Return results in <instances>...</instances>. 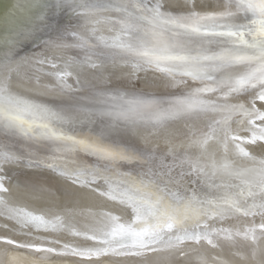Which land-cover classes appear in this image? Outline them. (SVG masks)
Returning <instances> with one entry per match:
<instances>
[{
	"label": "snow or ice",
	"instance_id": "obj_1",
	"mask_svg": "<svg viewBox=\"0 0 264 264\" xmlns=\"http://www.w3.org/2000/svg\"><path fill=\"white\" fill-rule=\"evenodd\" d=\"M37 7L34 26L12 34L0 56V131L20 133L31 142L27 154L2 146L0 214L22 228L60 227L15 207L6 176L12 167L59 169L51 179L63 197H107L121 213L97 216L89 229L93 234H85L91 246H63L89 264L94 256L155 254L202 239L211 243L212 234L227 231L210 228L216 219L264 216V155L243 146L264 142V0H224L211 11L203 0L181 7L173 0H43ZM64 16L68 24L76 21V30L69 32L60 19ZM45 29L57 38L42 39ZM16 36L35 42L42 55L18 57ZM65 36L75 43H64ZM67 47L81 48L84 55L58 67L52 60L59 58L47 52ZM32 61L52 69L46 73L51 85L41 93H51V103L12 88L21 63ZM108 63L130 66L133 74L160 73L182 90L160 98L137 87L156 81L137 79L130 88L93 91L85 103L68 82L75 74V84L83 83L74 64L99 70ZM68 68L72 71L62 70ZM82 117H89L84 126L91 127L75 131ZM177 121L189 124L190 135L163 155L141 136L142 130L162 136ZM40 142L54 145L51 155L31 151V144ZM259 146L264 149V143ZM133 165L139 170H126ZM18 189L35 191L23 183ZM250 223L242 235L256 245L264 237V223ZM46 240L37 236L33 242L5 243L37 254L56 253V247H44Z\"/></svg>",
	"mask_w": 264,
	"mask_h": 264
},
{
	"label": "bare ground",
	"instance_id": "obj_2",
	"mask_svg": "<svg viewBox=\"0 0 264 264\" xmlns=\"http://www.w3.org/2000/svg\"><path fill=\"white\" fill-rule=\"evenodd\" d=\"M43 3V0H0V56L6 50L3 45L14 33H22L34 26L36 16L40 14L37 5ZM191 0H173L175 7L190 6ZM206 10H213L223 5L224 0H203ZM62 23L68 28L69 32L76 30V21L68 24V17L60 18ZM103 31V26H97ZM17 43L15 51L18 57H33L34 54L42 55V49L35 47L33 41L23 39L20 36L15 37ZM56 39L57 34L49 32L47 29L42 33V39ZM64 43L73 45L75 41L70 36H65ZM47 55H55L59 59L52 60L58 67L62 61L73 63L82 59L84 53L81 48L67 47L56 51H48ZM81 72L80 79L82 84H75V74L68 77V82L78 90L79 98L87 103L93 91L113 88L132 87L136 85L137 79H147L149 82L156 81L155 84L144 88L143 83L137 85L145 92L154 93L156 97L169 98L173 94H179L182 86L176 81L167 82L168 78L160 73L139 71L133 74L130 66L106 64L97 69L84 68L78 64ZM71 72L72 69H62ZM52 71L50 65H38L34 61L21 63L18 72L13 75L11 85L14 91L29 98H39L45 102L51 103V93H44L45 86L51 85V78L46 73ZM167 82V83H165ZM189 84L191 81L188 82ZM259 107V102L257 103ZM89 117H82L84 123L75 125V131H87L91 127L84 125L88 123ZM190 126L184 121H177L168 126L166 134L162 136H150L149 130H142L141 136L147 137L158 154L163 155L174 145L184 141L190 135ZM143 143V140L140 141ZM22 134L6 135L0 131V152L4 151L3 145L7 144L10 148L27 154L29 144ZM258 142L257 145L244 144L243 146L257 156L264 155ZM54 145L47 142L32 143L31 151H36L41 157L51 155ZM90 162V158H89ZM168 163L173 160L169 157ZM26 165V161L24 162ZM139 170L138 165H133L126 170ZM185 170L187 166L185 165ZM59 172L49 173L47 169L29 168L21 166L12 167L7 170L6 176L10 179L12 187L10 189V198L15 201V207L23 209L36 216H42L44 220L51 221L60 225L57 228L35 226L22 228L15 220L9 219L6 215L0 214V264H89L85 258L79 255H73L71 251L63 250L67 245L72 248L76 245L91 246L92 241L85 239V234L92 235L89 231L93 227L97 216H103L111 213L112 216H119L121 213L115 210L114 202L107 197H90L87 199L67 198L58 191L59 185L51 177ZM195 179V177H190ZM63 181V178H60ZM218 184L220 180L216 178ZM28 184L29 188L35 191L18 189V185ZM4 183V187H8ZM200 188V186H197ZM203 191V188H200ZM215 191V189H210ZM103 191V189H102ZM3 209L0 208V213ZM127 218V217H126ZM256 225L264 223V216L259 213L255 217H245L243 215H232L224 219H216L210 224V228L226 229L219 235L212 234L211 243L207 239L197 241H185L182 244L173 245L171 248L161 249L155 254H143L138 256H118L109 254L107 257H93V264H101L107 260L109 264H264V237H260L257 244L254 245L250 239H246L242 233L251 227V221ZM7 225V227H5ZM203 226V223L202 225ZM31 235H25V233ZM76 233H80L79 236ZM237 233H241L238 235ZM37 236L47 237L44 241V247H56V253L37 254L33 249H23L16 245L5 243L6 239H15L18 244L35 241ZM257 236H260V230L257 228ZM59 241V244L52 242ZM183 251L184 255H181ZM25 254L26 256L22 255Z\"/></svg>",
	"mask_w": 264,
	"mask_h": 264
},
{
	"label": "rangeland",
	"instance_id": "obj_3",
	"mask_svg": "<svg viewBox=\"0 0 264 264\" xmlns=\"http://www.w3.org/2000/svg\"><path fill=\"white\" fill-rule=\"evenodd\" d=\"M22 255L26 256L25 254H22ZM101 264H109V262L107 260H104L101 262Z\"/></svg>",
	"mask_w": 264,
	"mask_h": 264
}]
</instances>
